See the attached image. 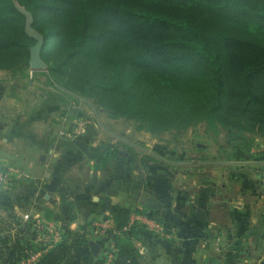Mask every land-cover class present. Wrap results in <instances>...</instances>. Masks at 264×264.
<instances>
[{"label":"trees","instance_id":"trees-1","mask_svg":"<svg viewBox=\"0 0 264 264\" xmlns=\"http://www.w3.org/2000/svg\"><path fill=\"white\" fill-rule=\"evenodd\" d=\"M17 2L44 35L42 57L53 73H68L80 94L169 121L179 132L198 119L214 131L264 132V0ZM25 21L15 0H0V68L14 71L29 62L36 39ZM106 205L112 206L108 199ZM115 207V228L107 232L116 248L110 261L91 250L88 220L76 230L61 223L60 239L31 264H68L84 244L86 264H139L143 254L135 241L148 231L139 223L123 229L136 207ZM11 224L0 217V262L17 264L45 247L34 220L17 222L14 234Z\"/></svg>","mask_w":264,"mask_h":264},{"label":"crops","instance_id":"crops-1","mask_svg":"<svg viewBox=\"0 0 264 264\" xmlns=\"http://www.w3.org/2000/svg\"><path fill=\"white\" fill-rule=\"evenodd\" d=\"M21 86L0 81V167L15 164L28 176L0 184V217L12 221L10 233L24 212L75 229L94 217L113 219L117 204L131 205L163 219L174 237L144 232L135 241L143 254L139 264H264V155L245 157L247 151L241 158L234 151L224 164L207 160L204 175L179 159L187 171L173 173L178 161L136 158L117 146L129 143L124 135L93 131L96 121L77 137L87 141V153L62 132L65 93L55 88L38 102ZM106 199L111 207L103 206ZM102 239H96L102 250L106 243L113 247L112 259L114 241Z\"/></svg>","mask_w":264,"mask_h":264},{"label":"rangeland","instance_id":"rangeland-1","mask_svg":"<svg viewBox=\"0 0 264 264\" xmlns=\"http://www.w3.org/2000/svg\"><path fill=\"white\" fill-rule=\"evenodd\" d=\"M46 63L47 66L41 69H32L29 62L25 63L20 68L18 67V69L14 71L0 68V81H4L6 84L21 83L22 86L20 89L22 92L23 90L28 92L29 97L36 98L38 102L43 101L49 92H57L55 88L60 89L65 93L64 97L66 102L62 105L63 108L61 106V109L65 110L67 114L66 117L68 118L65 120L66 123L63 124L64 128L62 129V132L66 135L68 129L76 127L82 120H87V123L82 128L81 134H79V137H81L84 135L86 129L92 125V122L96 121L97 126L93 125V131H97L98 135L101 137H104L106 134L111 135L108 133L109 131H112L115 134L124 135L129 143L126 144L124 143L125 141H117V146H124L131 151L133 156L135 154L136 158H139L141 154H143L142 156L145 155L151 159L160 160L163 158L178 161V164L175 163L177 165L174 164L175 166L171 167L173 173L187 171V164L180 163L179 159L188 160L187 162L191 166L192 173L196 174L201 172V174L204 175L208 172L207 160H217L221 161V164H224L225 162L222 161L230 158L231 154H234V151L241 153V158H244L243 153L246 154L247 151H249V155L246 154L245 157L255 156L263 158V156H261L264 155L263 131L253 129L238 132L236 129L224 126H219L218 131H214L207 126L205 119H198L197 121L194 120L189 123L183 131L179 132L169 121L167 123L166 121L153 120L147 116L131 114V112L128 111H119L117 106L103 97L80 94L78 88L80 86L74 82L73 78L68 73H53L50 62L46 61ZM69 79H71V81H69ZM31 90L35 92L33 96ZM16 93H18V91ZM18 98L17 95H12V101H15L16 103V99ZM38 102L36 103L38 104ZM23 103H25V101H23ZM151 128H155L158 131L152 132L150 130ZM68 138L71 137L68 136ZM11 165L12 164L7 166ZM7 166H3V168ZM1 168L2 167H0V169ZM225 172L226 170L223 173ZM25 174L22 176L28 177L27 173ZM15 175L17 174L12 176ZM224 175H221L222 180ZM23 214L21 220L27 221L24 219ZM34 216L35 215H32V217ZM105 216L107 215H103L102 218ZM155 218L160 221L163 220L161 218ZM93 219H90L91 221H89V235L92 238L102 241V238L106 237L107 233H97V225L95 224L97 218ZM87 221L85 223H87ZM17 222H20V220ZM58 225L61 227V222L58 223ZM76 229L78 228H75L74 230ZM146 231H148L147 233L149 236L154 234L161 236V234L156 231ZM168 238H173L174 240V237ZM108 239L110 240L111 237L108 236ZM109 245L110 243H106L103 250L101 249L100 252L106 255L107 260L110 261V251H113V247L110 248ZM84 247H86V244H84ZM82 249L83 248H77L75 250L74 257L68 264L87 263L86 255L82 254ZM36 251L37 250H34L32 253H35ZM30 255H28V257ZM25 259L26 258H23L19 263L17 262V264H25ZM0 264L4 263L0 262Z\"/></svg>","mask_w":264,"mask_h":264},{"label":"built area","instance_id":"built-area-1","mask_svg":"<svg viewBox=\"0 0 264 264\" xmlns=\"http://www.w3.org/2000/svg\"><path fill=\"white\" fill-rule=\"evenodd\" d=\"M86 123L87 120L80 121L76 127L68 129V131L66 132L67 135L71 138L79 137V134H81L82 128L85 126ZM14 174L24 175L25 173L15 165L7 166L4 168L2 167L0 169V183H2L3 181H7ZM262 175V179L264 182V172ZM23 217L26 220H34L36 229L38 230L37 239L43 241L45 244V247L38 249L35 253H32L29 257L24 260L25 264H31L37 261L47 248L51 247L54 242L60 239L62 229L61 227H59L57 220L46 219L39 216L32 217L30 212L24 213ZM110 217H104L101 218L100 221H95V224L97 225V233H107L110 229L115 228V223ZM133 223H139L143 225L145 227V230L156 231L164 235L166 234L167 237H172V231L169 230L162 221L150 216L145 210H140L136 208L132 209L130 213L129 222L123 227V229L128 228Z\"/></svg>","mask_w":264,"mask_h":264},{"label":"water","instance_id":"water-1","mask_svg":"<svg viewBox=\"0 0 264 264\" xmlns=\"http://www.w3.org/2000/svg\"><path fill=\"white\" fill-rule=\"evenodd\" d=\"M15 3L19 7V9L26 15V21H25V29L27 33H29L31 36L35 37L36 42L31 46L30 51V59L29 63L31 65L32 69H41L45 68L47 66L46 61L43 59L41 55V49L44 44V35L42 32H40L38 29H36L33 26V14L32 12L27 9L25 6L20 5L17 0H15ZM74 142L85 152L90 153L89 146L86 140L82 138H75ZM197 215L201 218H204L206 216L205 210L201 207L197 208ZM89 244L91 246V250L95 255H98L101 249L100 243L96 239H90Z\"/></svg>","mask_w":264,"mask_h":264}]
</instances>
